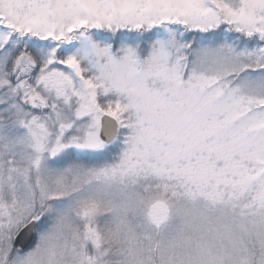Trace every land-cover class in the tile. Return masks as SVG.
<instances>
[{"label": "rangeland", "instance_id": "rangeland-1", "mask_svg": "<svg viewBox=\"0 0 264 264\" xmlns=\"http://www.w3.org/2000/svg\"><path fill=\"white\" fill-rule=\"evenodd\" d=\"M15 34L0 264H264V0H0Z\"/></svg>", "mask_w": 264, "mask_h": 264}, {"label": "water", "instance_id": "water-1", "mask_svg": "<svg viewBox=\"0 0 264 264\" xmlns=\"http://www.w3.org/2000/svg\"><path fill=\"white\" fill-rule=\"evenodd\" d=\"M118 131V120L108 113L101 114L99 138L102 141L109 142L117 135ZM35 224L36 220L31 219L16 232L12 243L17 251L22 252L31 245L34 239Z\"/></svg>", "mask_w": 264, "mask_h": 264}, {"label": "trees", "instance_id": "trees-1", "mask_svg": "<svg viewBox=\"0 0 264 264\" xmlns=\"http://www.w3.org/2000/svg\"><path fill=\"white\" fill-rule=\"evenodd\" d=\"M17 35V40L6 43L0 48V53L3 50H9L11 51V58L8 60V62L5 64L3 69V74L5 75V80L9 85L15 86L16 89L19 88V85L17 83V77L13 74V71L15 72V62L17 57L21 54V52L33 54L35 51V48L44 47L46 44H48L47 40H39L37 38L29 37L24 35ZM15 38V37H14ZM3 57V56H2ZM20 72L17 71V75H19ZM22 89H19L21 91ZM100 103V102H99ZM104 105V103H103Z\"/></svg>", "mask_w": 264, "mask_h": 264}]
</instances>
